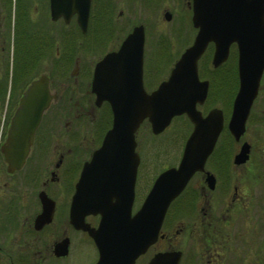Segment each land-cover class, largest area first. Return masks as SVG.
<instances>
[{"label": "flooded vegetation", "instance_id": "flooded-vegetation-1", "mask_svg": "<svg viewBox=\"0 0 264 264\" xmlns=\"http://www.w3.org/2000/svg\"><path fill=\"white\" fill-rule=\"evenodd\" d=\"M214 8L198 0H89L83 27L75 12L59 11L52 18L50 0H0V87L9 82V90L4 95L0 92V264H98L100 250L108 252L107 241L97 244L88 233L97 229L100 213L81 215L92 208L86 195L91 185L88 179L77 204L82 227L70 223V207L83 166L112 124L109 103H97L92 91L95 65L106 54L117 53L137 26L140 32L133 37L134 44L131 39L125 43L124 59L112 68L113 95L133 89L139 95L151 93L167 80L200 28L215 35L206 39L195 60V78L189 75L188 82H174L172 96L191 98L185 110L174 114L157 133L147 117L133 132L137 163L130 215L161 172L179 167L187 141L193 172L167 205L157 237L144 252L133 259L130 252L121 253L122 258L114 262L106 256L100 264H149L155 254L168 251H179L177 264L224 262L223 250L240 242L242 228L255 224L264 202L260 192L264 186V109L254 108L256 94L243 132L238 137L229 132L238 88L237 50L230 43L225 58L213 59L215 44L224 40L218 35L217 20L209 18ZM133 13L146 18L156 15L166 31L132 22ZM167 33L178 53L164 74L159 72L163 68L160 50L169 40L158 43ZM126 56L139 58L140 72L126 69L132 61ZM135 77L138 81L132 83ZM38 78L47 82L51 99L22 162L11 167L1 149L7 145L10 121L23 91ZM263 78L264 68L259 87ZM130 181L131 163L127 179L113 183V189L126 193ZM121 195L107 199L124 208L127 197ZM102 202L106 203L104 198ZM188 237L199 245L197 254L184 255L181 241ZM118 248L122 250L121 245Z\"/></svg>", "mask_w": 264, "mask_h": 264}, {"label": "water", "instance_id": "water-1", "mask_svg": "<svg viewBox=\"0 0 264 264\" xmlns=\"http://www.w3.org/2000/svg\"><path fill=\"white\" fill-rule=\"evenodd\" d=\"M198 3L214 4L215 8L209 16L219 24L218 35L224 40L217 42L213 59L225 58L230 43L236 44L238 88L232 102L228 120L229 132L238 137L244 129V121L252 100L256 96L259 80L264 68V0H198ZM62 6V7H60ZM51 16L56 17L59 11L75 12L77 21L84 27L89 0H50ZM221 23V24H220ZM221 26V27H220ZM221 28V29H220ZM140 27L133 29L132 34L124 41L117 53L106 54L96 63L92 79V91L95 101L105 100L112 111L111 127L105 132L100 146L92 153L90 160L83 166L76 191L70 207V223L74 227H82L76 215L78 209L79 191L85 180L90 181L89 205L92 208L81 211L85 213H100L101 219L97 229H88L89 235L99 244L110 245L107 253L100 250V264L107 256L110 261H116L131 253L133 259L151 245L158 234L159 227L169 202L181 191L190 177L194 162L189 158V145L186 142L180 165L177 169L169 168L161 172L154 180L140 207L130 215L132 201V186L134 180L137 154L134 151L133 132L139 122L147 117L154 133L161 131L170 118L184 109L189 95L172 96L176 80L181 83L195 78V60L201 53L206 39L213 37L215 32L200 28L194 43L186 48L179 60L171 69L166 81L149 94H136L135 89L124 91L120 95L111 93V71L118 59H124L125 43L132 41L140 32ZM135 47H132L134 51ZM126 69L140 72V61L135 56ZM215 64V62H214ZM138 77L132 79V83ZM51 95L47 82L42 78L31 81L22 93L18 108L11 118V127L5 149L2 148L7 162L11 167H17L27 152L32 133L39 123L41 113L47 107ZM28 108L30 112H24ZM185 110V109H184ZM198 161V160H197ZM202 161V160H201ZM131 163V181L128 190L113 189L119 180H126L128 165ZM124 182V181H123ZM122 194V195H121ZM113 195L127 197L124 208L113 205L107 198ZM102 198L105 202H102ZM122 246V250L118 246ZM126 250H125V249ZM125 250V252H124ZM105 254V255H103ZM179 251H168L155 254L149 264H177Z\"/></svg>", "mask_w": 264, "mask_h": 264}, {"label": "rangeland", "instance_id": "rangeland-1", "mask_svg": "<svg viewBox=\"0 0 264 264\" xmlns=\"http://www.w3.org/2000/svg\"><path fill=\"white\" fill-rule=\"evenodd\" d=\"M151 14V13H150ZM147 14V18L143 17L142 14L133 13L131 18L132 22H144L147 27H162V31H166L164 24H161L156 20V15H150ZM149 19L153 20L155 24L151 25L149 23ZM156 20V21H155ZM163 25V26H161ZM170 23H167L166 26L168 27ZM170 33L163 34V40L159 42L158 44H161L165 42L166 40H169L168 46L164 45L162 47V50H160L161 55V61L163 64V68L161 67L160 71H163V73H166V69L169 66L170 63L174 60L176 57V54L178 53V48L172 47L173 38L169 35ZM149 37H151L149 35ZM153 38V35H152ZM174 46V44H173ZM160 59V58H159ZM7 84V91L9 90V82ZM259 87V91L257 94V100L255 103V109H264V78L262 79V84ZM263 134V131L261 132ZM150 181V179H149ZM149 183V182H148ZM261 196L264 198V186H262V189H260ZM261 207L258 209V216L256 217L255 224L252 226L244 227L242 228V233L240 236V242H235V245H232V247L227 248L223 250V256L225 258L224 262L222 264H227V262H231L230 259L232 256H235L236 259L233 257V261L235 264H264V202L261 201ZM186 241V243H185ZM182 244V250L185 256L189 254H197L200 250L199 245L197 242L193 241V238L186 239ZM244 256V257H243ZM242 258V262L240 261ZM228 259V260H227ZM229 264V263H228Z\"/></svg>", "mask_w": 264, "mask_h": 264}, {"label": "trees", "instance_id": "trees-1", "mask_svg": "<svg viewBox=\"0 0 264 264\" xmlns=\"http://www.w3.org/2000/svg\"><path fill=\"white\" fill-rule=\"evenodd\" d=\"M6 89H7V84L3 83V85L0 87V92L4 95Z\"/></svg>", "mask_w": 264, "mask_h": 264}]
</instances>
